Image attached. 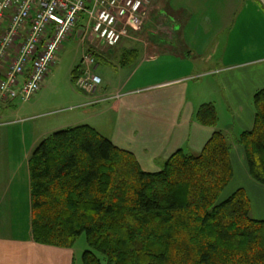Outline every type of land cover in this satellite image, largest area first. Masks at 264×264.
I'll return each instance as SVG.
<instances>
[{"label":"trees","instance_id":"obj_1","mask_svg":"<svg viewBox=\"0 0 264 264\" xmlns=\"http://www.w3.org/2000/svg\"><path fill=\"white\" fill-rule=\"evenodd\" d=\"M252 104L254 127L238 136L217 128L213 103L200 105L195 119L216 128L211 139L198 153L177 150L157 172L89 124L51 133L29 157L33 240L73 248L84 234L82 264H264V220L246 191L221 200L235 143L264 184L263 89Z\"/></svg>","mask_w":264,"mask_h":264},{"label":"crops","instance_id":"obj_2","mask_svg":"<svg viewBox=\"0 0 264 264\" xmlns=\"http://www.w3.org/2000/svg\"><path fill=\"white\" fill-rule=\"evenodd\" d=\"M151 3H155V8L159 9L156 15L160 12L159 16L165 17L162 20L158 16L152 22L155 29L160 27L161 33L151 36L150 42L144 46L145 54L149 57L143 59L153 66L145 77L152 82L143 85L126 82L110 87L103 84L102 79L97 96L88 94L86 100H113L111 105L106 108V104L92 118L105 111H113L114 118L102 123L95 120L89 125L100 133L106 128L109 132L106 137L117 146L133 152L144 170L157 172L179 149L192 153L202 151L216 129L195 119V112L203 101H200V92L196 91L192 79L197 70V56L206 52L193 45L195 38L192 45H188V36L176 32L177 25L183 28L189 24L186 22L188 18L181 17L178 11L201 8L217 12L218 19L212 23L208 20L206 24H210L209 34H215L212 40L219 48H224L223 60H228L217 69V74H220L217 92L227 104L231 120L220 117L216 101L210 103L217 109V128L238 136L242 131L254 127L253 97L257 90H264V7L259 0H151ZM201 4L202 7H198ZM163 11L167 12V17ZM185 22L187 25H184ZM85 24L86 17L83 16L71 38L76 37L81 43L87 41L85 51L94 50L97 61L100 54L102 57L106 54L107 58H117L115 50L102 53L95 48V42L89 41V37H93L90 30L84 32L81 29ZM210 28L217 30L211 31ZM240 36L247 37L248 44L239 42ZM250 38L254 41H250ZM126 39L133 40L135 37L128 34L120 44ZM128 52L130 50L120 57L121 66L128 61ZM152 62H156V65ZM156 67H160V71H156ZM81 73L82 63L77 75ZM112 90L114 93H109ZM13 123L0 122V220H5L0 222V227L10 229L6 232L0 230V264H74L72 248L40 244L32 238L29 157L48 135L30 137L23 125L15 128L16 124ZM4 126L11 128H6L10 130L2 134L1 128ZM14 140H17V146L12 144ZM231 161L234 177L226 196L244 189L251 201L252 216L264 220V184L250 175L244 149L238 143L232 147ZM18 216L25 218L22 234L12 231L13 227L16 228L14 219Z\"/></svg>","mask_w":264,"mask_h":264},{"label":"rangeland","instance_id":"obj_3","mask_svg":"<svg viewBox=\"0 0 264 264\" xmlns=\"http://www.w3.org/2000/svg\"><path fill=\"white\" fill-rule=\"evenodd\" d=\"M259 2L264 7V0H259ZM145 3L146 4L143 6V18L140 19L141 23H139L138 27L130 25L128 28L130 31L128 34L135 37V39H126L123 44L119 43V45L114 46V48H107L102 45L98 47L102 53L115 50L117 54V58H107L106 54H103L104 57H102L101 54L98 56L99 66L96 71L102 77L103 84H109L110 87H115L120 83L126 82L133 85H143L152 82L150 78L145 77L147 76V71L152 70L153 66L149 65L148 61L143 59L149 57L145 54L144 46L146 43L150 42L151 36L156 35L157 32L161 33L160 27L158 30L152 25V22L159 16L160 12L156 15L157 13L155 12L159 9L155 8L156 4L151 3V0H147ZM198 7H202V4ZM163 13H165L164 15L167 17V12L163 11ZM178 13L181 17L185 16L188 18L186 22H189V24L187 25L185 22L184 25L187 26L183 28L180 24L177 25L175 27L176 32L186 34L188 36V45H192L194 40L193 38H195L196 42L193 45L201 52H206L197 56L195 68L197 70L195 71V76H193L192 79L194 81H191L192 84L194 83L196 85V91L200 92L199 97L202 99H199L200 101H203V104L210 103L213 100L216 101L220 117L223 118V120L229 121L231 120V117L229 115L230 113L227 108V104L223 102L217 92L219 84L218 79L220 77V74H217V69L224 66L228 60H223L222 54L224 53V48H219L214 40H212L214 39L215 34L214 32L211 35L209 34L210 30H208V28L210 27V24H208V26L206 24V21L208 20L212 23L213 20L218 19L216 15L217 12H209L198 8L193 9L192 11H178ZM159 18L162 17L159 16ZM164 18H162V20H164ZM186 18L184 20H186ZM142 27L143 30L141 29ZM239 27L240 25L238 26V29ZM182 30H184V32ZM215 30L217 29H211V31ZM205 37L208 39L205 40ZM238 39L240 40L239 42H243L245 45L248 44L247 37L240 36ZM249 40L254 41L252 38ZM89 41H93L95 44H98L96 39L92 36L89 37ZM86 42L87 41L81 43V41H79L78 38L76 39V37L70 38L66 41L39 91L32 95L28 100L17 98L12 103H0V115H3V117L0 118V122H14L13 124H16L15 128L23 125V128H25L30 137H39L41 134L44 137L59 129L81 124H90L95 120H100L99 122L102 123L103 120L108 121L111 117L114 118L115 114H113V111H105L99 116L94 117L95 119L92 118V115L98 113V111L105 107L106 104H108L106 108L111 105L113 100H99L95 104L91 103L92 100L87 102L86 99L89 93L79 89L73 79L72 70L76 65L81 64L82 54L87 49V46L85 45ZM243 43H241V45H243ZM95 48L97 47L95 46ZM127 50H130V52H128L130 54H127L126 56L128 61L125 66H121L120 57ZM152 64L156 65V62H152ZM160 69V67H156L155 70L160 71ZM210 69H212V71ZM158 77L161 78L160 76ZM98 92L99 91L94 94L97 96ZM109 93H114V91H109ZM6 128L11 127H2V134H5V130H10ZM101 133H104L103 135L105 136L109 134L106 128H103ZM29 136H27V138H29ZM12 144L17 146V140L12 141ZM229 186L230 185H228L222 193L221 200L227 198L226 190ZM4 221L5 220H0V222ZM14 225L16 227H13L12 229L14 233H17L16 231L21 234L24 233V216H18L15 218ZM0 230L6 232L10 229L5 226L0 227ZM72 249L74 250V264H82V253L86 249H89V245L84 234L78 238Z\"/></svg>","mask_w":264,"mask_h":264},{"label":"built area","instance_id":"obj_4","mask_svg":"<svg viewBox=\"0 0 264 264\" xmlns=\"http://www.w3.org/2000/svg\"><path fill=\"white\" fill-rule=\"evenodd\" d=\"M146 1L0 0V102L28 100L39 91L83 16L81 29L90 30L96 47L111 48L128 36L130 25L141 23ZM81 63L76 86L94 94L102 85L94 50L85 51Z\"/></svg>","mask_w":264,"mask_h":264}]
</instances>
